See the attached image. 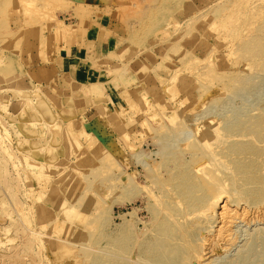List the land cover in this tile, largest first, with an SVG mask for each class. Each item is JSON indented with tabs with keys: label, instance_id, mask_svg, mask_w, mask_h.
Returning <instances> with one entry per match:
<instances>
[{
	"label": "rangeland",
	"instance_id": "1",
	"mask_svg": "<svg viewBox=\"0 0 264 264\" xmlns=\"http://www.w3.org/2000/svg\"><path fill=\"white\" fill-rule=\"evenodd\" d=\"M94 1L0 0V264H75L90 233H117L134 209L148 218L121 197L123 122L135 117L134 136L142 116L191 117L238 82L264 88V0ZM93 15L111 33L112 101L75 114L50 65L61 35Z\"/></svg>",
	"mask_w": 264,
	"mask_h": 264
},
{
	"label": "bare ground",
	"instance_id": "2",
	"mask_svg": "<svg viewBox=\"0 0 264 264\" xmlns=\"http://www.w3.org/2000/svg\"><path fill=\"white\" fill-rule=\"evenodd\" d=\"M263 90L238 82L212 100L216 109L142 116L134 136L128 122L135 117L123 122L121 197L142 201L148 218L134 209L117 233H90L75 264H264V104H236Z\"/></svg>",
	"mask_w": 264,
	"mask_h": 264
},
{
	"label": "crops",
	"instance_id": "3",
	"mask_svg": "<svg viewBox=\"0 0 264 264\" xmlns=\"http://www.w3.org/2000/svg\"><path fill=\"white\" fill-rule=\"evenodd\" d=\"M79 1L89 4L91 8L97 5L94 0H77ZM97 16L93 15L85 24H73L69 31L61 35L56 55L50 65L63 86L67 89L71 87L68 101L70 109L75 114L84 111L91 104L96 105L98 109L107 108L97 102L102 98H108L107 102L112 101L105 91L109 82L115 78L112 74L113 59L109 58L111 33L103 22H100L103 16ZM92 86L97 87L99 92H92Z\"/></svg>",
	"mask_w": 264,
	"mask_h": 264
}]
</instances>
